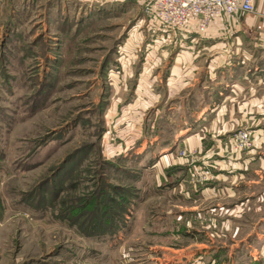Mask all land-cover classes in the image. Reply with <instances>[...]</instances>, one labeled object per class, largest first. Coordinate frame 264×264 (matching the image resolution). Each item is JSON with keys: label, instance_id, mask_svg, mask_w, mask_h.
I'll use <instances>...</instances> for the list:
<instances>
[{"label": "rangeland", "instance_id": "1", "mask_svg": "<svg viewBox=\"0 0 264 264\" xmlns=\"http://www.w3.org/2000/svg\"><path fill=\"white\" fill-rule=\"evenodd\" d=\"M91 1L0 0V264H264V121L202 134V69L166 81L204 53L143 66L140 7Z\"/></svg>", "mask_w": 264, "mask_h": 264}, {"label": "crops", "instance_id": "2", "mask_svg": "<svg viewBox=\"0 0 264 264\" xmlns=\"http://www.w3.org/2000/svg\"><path fill=\"white\" fill-rule=\"evenodd\" d=\"M79 1L92 3L91 0ZM131 1L142 10L138 0ZM94 2L100 4L98 7H103L102 11H107V8L114 9L115 6L124 9L129 6L130 0H94ZM140 23H144L142 36L148 43L146 45L148 53L143 59V66L148 64L149 55H155L164 45L174 56V63L185 58H192L194 61L198 55L204 53L201 57H204L202 67L194 65L187 68L188 76H183L181 79L170 72L166 81L171 90H176L184 82L190 86L194 83L191 79L194 78L193 72L196 71V67L202 69L203 77L200 80L202 83L195 86L204 90L200 100L202 102L203 99L206 104L201 106L200 113H202L201 118L209 121L206 126L205 123L202 124V134L214 128L213 120H216L218 132L223 136L228 134L231 124L237 125L243 121L252 124L255 119H260L258 124L264 121V0H257L255 14L245 15L238 12L234 20H221L210 26L203 34L196 31L193 20L180 30H167L146 15H142ZM142 36H140L141 40ZM171 69L170 71L173 70ZM195 88L189 96L192 99L200 97L198 89ZM257 129L264 127L257 126ZM188 130L185 129L179 134L185 136ZM194 137L192 135L187 138L189 145H191L189 141Z\"/></svg>", "mask_w": 264, "mask_h": 264}, {"label": "built area", "instance_id": "3", "mask_svg": "<svg viewBox=\"0 0 264 264\" xmlns=\"http://www.w3.org/2000/svg\"><path fill=\"white\" fill-rule=\"evenodd\" d=\"M142 13L167 30H180L190 20L203 34L221 20H234L237 13H256V0H138Z\"/></svg>", "mask_w": 264, "mask_h": 264}, {"label": "trees", "instance_id": "4", "mask_svg": "<svg viewBox=\"0 0 264 264\" xmlns=\"http://www.w3.org/2000/svg\"><path fill=\"white\" fill-rule=\"evenodd\" d=\"M97 195H101V192L99 191L89 195L87 199H85L87 202H82V198H80L78 206L75 205L72 207L78 211V214L74 215V217L79 221H82L80 223L81 230L87 236H97L104 234V232L108 229L110 220L113 218L112 212L107 213L104 209H97Z\"/></svg>", "mask_w": 264, "mask_h": 264}]
</instances>
